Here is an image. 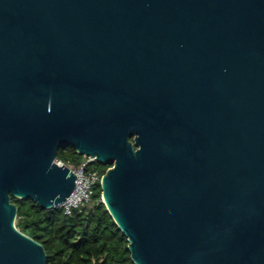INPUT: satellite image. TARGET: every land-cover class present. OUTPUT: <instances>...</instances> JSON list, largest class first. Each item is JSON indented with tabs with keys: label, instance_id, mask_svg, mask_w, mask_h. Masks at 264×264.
<instances>
[{
	"label": "water",
	"instance_id": "water-1",
	"mask_svg": "<svg viewBox=\"0 0 264 264\" xmlns=\"http://www.w3.org/2000/svg\"><path fill=\"white\" fill-rule=\"evenodd\" d=\"M72 146L134 264H264V0H0V264H46Z\"/></svg>",
	"mask_w": 264,
	"mask_h": 264
},
{
	"label": "trees",
	"instance_id": "trees-1",
	"mask_svg": "<svg viewBox=\"0 0 264 264\" xmlns=\"http://www.w3.org/2000/svg\"><path fill=\"white\" fill-rule=\"evenodd\" d=\"M58 159L75 165L87 160L71 147H62ZM111 167L96 161L87 172L103 176ZM95 189L90 205L71 216L61 207L43 209L31 199L12 198L18 208L17 228L44 246L46 264H134L127 237L102 201L101 184Z\"/></svg>",
	"mask_w": 264,
	"mask_h": 264
},
{
	"label": "built area",
	"instance_id": "built-area-1",
	"mask_svg": "<svg viewBox=\"0 0 264 264\" xmlns=\"http://www.w3.org/2000/svg\"><path fill=\"white\" fill-rule=\"evenodd\" d=\"M87 160L81 165H75L71 163H65L59 159L56 160V164L60 167H67L74 175L77 176L76 187L74 192L67 198V200L61 204V208L64 214L71 216L74 211L82 210L90 205L92 197L95 193V188L102 180V175L97 171L91 173L87 172L88 165L96 162V158L86 157Z\"/></svg>",
	"mask_w": 264,
	"mask_h": 264
},
{
	"label": "rangeland",
	"instance_id": "rangeland-1",
	"mask_svg": "<svg viewBox=\"0 0 264 264\" xmlns=\"http://www.w3.org/2000/svg\"><path fill=\"white\" fill-rule=\"evenodd\" d=\"M63 147H71V148H73L72 146H63ZM82 157H84V156H82ZM84 159L86 160L87 158L86 157H84ZM95 191H96V189H95Z\"/></svg>",
	"mask_w": 264,
	"mask_h": 264
}]
</instances>
